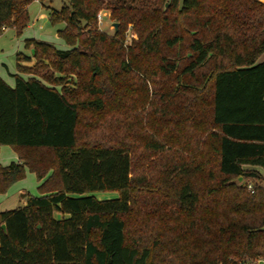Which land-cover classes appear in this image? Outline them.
<instances>
[{
    "label": "trees",
    "instance_id": "16d2710c",
    "mask_svg": "<svg viewBox=\"0 0 264 264\" xmlns=\"http://www.w3.org/2000/svg\"><path fill=\"white\" fill-rule=\"evenodd\" d=\"M30 1L0 0V33H22ZM51 21L73 47L27 39L15 85L0 75V146L20 157L0 192L44 179L0 211V264H261L264 186L248 192L262 176L245 166L264 169V0H71Z\"/></svg>",
    "mask_w": 264,
    "mask_h": 264
},
{
    "label": "rangeland",
    "instance_id": "374dc122",
    "mask_svg": "<svg viewBox=\"0 0 264 264\" xmlns=\"http://www.w3.org/2000/svg\"><path fill=\"white\" fill-rule=\"evenodd\" d=\"M71 0H31L28 5L30 21L28 25L24 28L22 33H18L14 27L5 28L0 33V73L4 75L5 78H10V73L17 71V54L24 53L28 55H32L33 48H29L26 46L27 39H36L40 41H45L53 44L57 48L67 49L73 47L66 43V41L59 37L57 34L58 29L63 28L65 26L64 21L57 22L53 24L51 21V11L52 10H60L63 6L69 5ZM169 5V2H166ZM168 7V6H167ZM102 12L103 20L102 22L97 23V26L100 30L106 31L109 35L113 36L116 31L115 21L113 17H111V11L108 9H101L98 13ZM98 19V15H97ZM130 31L127 32L126 40H124V46L126 47L130 43ZM35 59L30 62H26L28 65H33L35 63ZM69 87H73L74 83H69ZM150 91H152V83L149 82ZM60 87V86H59ZM75 87V86H74ZM154 95V94H153ZM152 95V96H153ZM154 103L150 102L146 103L145 106V114L147 118L155 117L157 119V124L154 126L148 127L147 131L154 133L156 130V125H158L159 120V110L154 107ZM111 118L110 115L107 117ZM148 118V119H149ZM110 121V120H109ZM103 128H99L97 130L89 132L90 137H98L104 134L109 127H111L110 123L105 124ZM141 126L134 122V128L139 129ZM158 155L153 157V160H157ZM260 179H249L252 181L253 187L250 189L247 188L248 192H253L254 187L256 186H264V175L261 173ZM248 180V179H247ZM20 181V182H19ZM240 180H237L238 183ZM19 182V183H17ZM17 183L16 185H13ZM12 184V188H8V190H12L9 197H5L4 200L0 201V209L4 207L5 204L9 209L16 208L20 205V202L25 200L23 196L20 195V186L22 189L29 191L33 194H39L40 190L38 188L40 180L38 179L36 173L34 172H26L24 178L15 181ZM7 190V191H8ZM6 191V192H7ZM4 192V193H6ZM10 192V191H9ZM96 195L99 198H109L118 195V191H97ZM246 260V264H256V260H250L248 258H239L236 257L234 260Z\"/></svg>",
    "mask_w": 264,
    "mask_h": 264
},
{
    "label": "crops",
    "instance_id": "0c3cea01",
    "mask_svg": "<svg viewBox=\"0 0 264 264\" xmlns=\"http://www.w3.org/2000/svg\"><path fill=\"white\" fill-rule=\"evenodd\" d=\"M264 60V53H262V55L259 57V59H258V61H263ZM16 72H18V71H15V72H10L9 71V73H10V78H5L4 77V75H2L1 73H0V75L11 85V86H14L15 85V77L13 76V74L14 73H16ZM22 75L24 76V77H28L29 76V74H25V73H22ZM19 159H20V157H19V155H18V153L10 146V145H7V144H3V145H1L0 146V163L3 165V166H7V165H9L11 162H18L19 161ZM246 168H249V169H256V170H258L260 173H262L263 175H264V169L261 167V166H258V165H246L245 166ZM27 172H31L29 169H27ZM20 180V179H19ZM44 179H42V180H40V183L43 181ZM18 181V180H17ZM20 182V181H19ZM19 182H17V183H19ZM17 183H14L13 185H16ZM40 183H39V185H40ZM10 189H13L12 188V185H11V187H10ZM8 190L6 193H1L0 192V201L1 200H4L5 199V197H9V195L11 194V193H13V192H11L12 190ZM10 191V192H9ZM22 192H26V190L25 189H22V187L20 186V195L22 196ZM29 192V191H28ZM31 193V192H30ZM33 194V193H32ZM41 193H39V194H35V195H40ZM95 194H96V192H95ZM117 196V195H116ZM26 204V199L25 200H23V201H21L20 202V205L18 206V207H21V206H23V205H25ZM7 205L5 204V206L4 207H1L2 209H0V211H3V210H9V208L8 207H6ZM18 207H16V208H18ZM14 209V208H13ZM54 215H55V217H57V218H61V217H63V214L62 213H60V212H55L54 213ZM66 216H68V214L66 215Z\"/></svg>",
    "mask_w": 264,
    "mask_h": 264
},
{
    "label": "built area",
    "instance_id": "2783aa9c",
    "mask_svg": "<svg viewBox=\"0 0 264 264\" xmlns=\"http://www.w3.org/2000/svg\"><path fill=\"white\" fill-rule=\"evenodd\" d=\"M102 20H103V14H102V12H100V13H98V21L102 22ZM248 187L251 189L253 187V185L250 183ZM239 264H246V263L243 261H239Z\"/></svg>",
    "mask_w": 264,
    "mask_h": 264
},
{
    "label": "water",
    "instance_id": "95a60500",
    "mask_svg": "<svg viewBox=\"0 0 264 264\" xmlns=\"http://www.w3.org/2000/svg\"><path fill=\"white\" fill-rule=\"evenodd\" d=\"M167 6H168V4H165V7H164L165 10H166ZM115 26H116V28L118 27V22H115ZM33 52H34V48H33ZM2 227L6 228V225L3 224ZM260 263L263 264L264 263V259H261Z\"/></svg>",
    "mask_w": 264,
    "mask_h": 264
}]
</instances>
